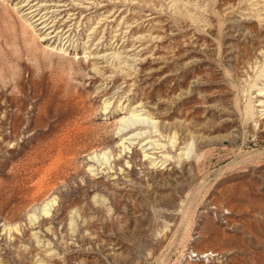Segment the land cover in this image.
Masks as SVG:
<instances>
[{
    "label": "rangeland",
    "instance_id": "obj_1",
    "mask_svg": "<svg viewBox=\"0 0 264 264\" xmlns=\"http://www.w3.org/2000/svg\"><path fill=\"white\" fill-rule=\"evenodd\" d=\"M19 1L0 264H264V0H29L51 35Z\"/></svg>",
    "mask_w": 264,
    "mask_h": 264
},
{
    "label": "bare ground",
    "instance_id": "obj_2",
    "mask_svg": "<svg viewBox=\"0 0 264 264\" xmlns=\"http://www.w3.org/2000/svg\"><path fill=\"white\" fill-rule=\"evenodd\" d=\"M31 3H30L29 0H20L18 2V4L21 5L20 7L23 10L25 9L28 12L27 14L30 15L31 19H35L34 17L37 15L36 13H37V10L39 9L40 6L38 4H31ZM35 22L37 23V25L42 26V29L50 30V33L48 35H51V34H53L55 32V30L52 29L53 28V25H49V23H47L43 18L35 19ZM139 117H140L139 114H133L132 116H130V118L128 120L124 121L125 122V126H124V129H122L121 131H123V130H128L129 131V133L131 134L129 140L137 141L143 135V133L140 132V131L139 132H135V130H137V128H133V125H135V123L141 122V119ZM122 134L126 135V132H122ZM154 144L155 143L153 141H151V139H148V140H146V141L143 142V146H145V147H147V146H153ZM117 147L119 149H121L120 151H123L125 149H128L130 147V145L126 142V139H124V140L118 141ZM150 149H153V148H148L147 151L144 154V157L147 158V159H149L152 156V153L148 152V150H150ZM102 157H103V155H102ZM53 202H54V200H53Z\"/></svg>",
    "mask_w": 264,
    "mask_h": 264
}]
</instances>
